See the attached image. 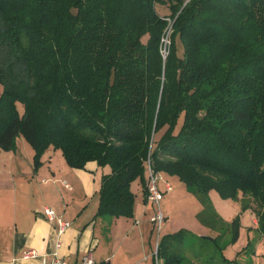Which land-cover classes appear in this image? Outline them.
<instances>
[{"label": "trees", "instance_id": "trees-1", "mask_svg": "<svg viewBox=\"0 0 264 264\" xmlns=\"http://www.w3.org/2000/svg\"><path fill=\"white\" fill-rule=\"evenodd\" d=\"M18 136L34 170L48 148L108 167L96 215L132 216L149 160L197 196L203 223L215 190L248 195L264 232V0H0V149ZM188 234L160 237L161 264H183Z\"/></svg>", "mask_w": 264, "mask_h": 264}, {"label": "crops", "instance_id": "crops-1", "mask_svg": "<svg viewBox=\"0 0 264 264\" xmlns=\"http://www.w3.org/2000/svg\"><path fill=\"white\" fill-rule=\"evenodd\" d=\"M33 154L22 136L16 137L12 150L0 149V264H42L41 256L23 257L28 249L44 255L46 261L51 259L58 237L57 225L43 214L44 206L51 207L69 222L60 236L59 254L70 264H87L82 262V256L88 252L93 258V263L88 264H161L155 253L161 236L149 220L153 204L144 198L139 179L131 183L135 196L131 217L96 215L100 178L108 172L107 166L89 161L83 169L72 168L60 150L48 148L41 155L40 166L34 170ZM162 173L169 181L170 178L176 179V183L180 181L176 176ZM147 174L146 167L145 181ZM201 209L202 206L198 210ZM252 220L262 239L256 219ZM201 223L203 233L214 232L217 237L225 232L220 234L214 231L217 226ZM210 244H197L188 255L191 260L183 264H264V250L259 254L256 245L240 261L225 259L223 251L217 248L208 260L212 252ZM226 245L219 248L225 250Z\"/></svg>", "mask_w": 264, "mask_h": 264}, {"label": "rangeland", "instance_id": "rangeland-1", "mask_svg": "<svg viewBox=\"0 0 264 264\" xmlns=\"http://www.w3.org/2000/svg\"><path fill=\"white\" fill-rule=\"evenodd\" d=\"M156 8L162 15L169 13V9L165 4L157 2ZM143 41H145V37L143 38ZM177 45L179 48V42H177ZM17 108L19 111L22 110L19 102L17 103ZM157 137L158 134H156L155 138ZM176 182V179L170 178L172 190L164 196V199L160 203L163 212L166 213V218L158 234L159 236H162L167 233L177 232L183 228L188 229L190 233L186 237L188 244L186 243L187 246L184 247V252H182L185 256L184 261H188L191 260L188 256L189 253L194 252V247L197 244H200L196 235L208 238L215 236L213 235L214 232L203 233V224L197 216V213L199 212L198 209L201 206L197 196L190 191L183 182ZM250 199L251 198L248 195L243 196L241 199L222 198L215 190H211L209 192L211 206L220 218L219 220H217V217L214 218L215 223L213 226L217 227L213 230L215 232L219 231L220 234L225 231L223 235L221 234V237L217 238L218 247L222 248V246L227 244V248L225 250H221V248H219L220 251L218 250L219 252L223 251L225 259L231 261L243 260L246 258V251L253 245L257 246L259 254L264 250V232H260L258 230L263 234V238L259 239V235L255 231L252 224L253 220L251 222V218H254L257 221L256 215L250 208H242V204L240 202L241 200L243 204H248L249 201H251ZM154 209L155 207L153 206V212ZM232 224L235 226L237 233L233 240L230 239V228ZM207 242L211 243L210 249L212 252L209 253L211 256H214L216 254L214 251L216 247L212 245L213 242ZM221 257L222 254H220L219 258Z\"/></svg>", "mask_w": 264, "mask_h": 264}, {"label": "built area", "instance_id": "built-area-1", "mask_svg": "<svg viewBox=\"0 0 264 264\" xmlns=\"http://www.w3.org/2000/svg\"><path fill=\"white\" fill-rule=\"evenodd\" d=\"M166 36L167 38L165 39ZM166 36L162 39L164 44L162 49L163 55H166V47L167 43H169L168 33ZM146 167L148 171L147 178L145 181L146 199L147 201L151 202L155 207L154 212L149 217V220L158 233L161 230L166 218V214L163 212L160 203L164 199L165 193L171 191L172 185L170 181L165 178L164 174L161 171H154L151 168L149 160L147 162ZM161 184H163V187H161ZM42 212L49 221H54L57 225L58 237L54 245V250L51 253V259L49 261H46L45 256L38 254L37 251L34 249H28L27 251H25L23 257L30 258L41 256L42 264H70L59 254V249L61 247L60 236L69 227V222L59 217L55 213V211L49 206H44ZM157 244L155 250H157ZM82 262L87 264L93 263V258L90 252L82 256Z\"/></svg>", "mask_w": 264, "mask_h": 264}, {"label": "bare ground", "instance_id": "bare-ground-1", "mask_svg": "<svg viewBox=\"0 0 264 264\" xmlns=\"http://www.w3.org/2000/svg\"><path fill=\"white\" fill-rule=\"evenodd\" d=\"M167 38V36L165 37V39Z\"/></svg>", "mask_w": 264, "mask_h": 264}, {"label": "water", "instance_id": "water-1", "mask_svg": "<svg viewBox=\"0 0 264 264\" xmlns=\"http://www.w3.org/2000/svg\"><path fill=\"white\" fill-rule=\"evenodd\" d=\"M165 57V55H163Z\"/></svg>", "mask_w": 264, "mask_h": 264}]
</instances>
